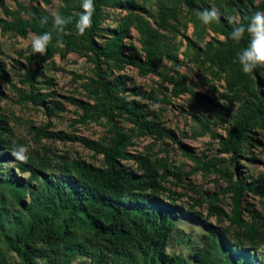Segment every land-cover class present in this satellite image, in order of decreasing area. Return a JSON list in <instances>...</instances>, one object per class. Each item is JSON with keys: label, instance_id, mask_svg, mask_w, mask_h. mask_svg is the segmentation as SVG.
I'll list each match as a JSON object with an SVG mask.
<instances>
[{"label": "trees", "instance_id": "1", "mask_svg": "<svg viewBox=\"0 0 264 264\" xmlns=\"http://www.w3.org/2000/svg\"><path fill=\"white\" fill-rule=\"evenodd\" d=\"M53 1L31 0L29 5L18 2V9L12 10L0 0L6 17L0 18V32L27 38L53 31L51 11L47 9ZM146 1L94 0L93 24L83 36L75 34L72 24L61 34L58 44L53 31L44 55L31 52L26 58L27 66L20 63L25 87L14 83L0 62V80L17 93L19 102L41 106L48 117L54 118L64 110L58 104L52 105L59 94L49 91L54 85L52 78L35 64H51L56 56L66 58L72 53L87 57L94 64L93 75L86 78L89 82L85 84L89 100L72 97L69 101L80 111L78 124L106 121L108 127L107 136L100 140L50 130L51 124L34 130L38 139L79 143L95 156L103 157L102 167L81 158L70 159L50 146L44 147L42 156L29 155L26 163H20L9 152L23 142L14 139L9 119L0 106V264H264V213L255 210L252 203L245 206L243 200L253 195L264 201V173L249 182L237 178L236 171L212 170V161L185 151L205 171L228 178L224 192L230 195L231 210L222 207L219 194L207 193L208 213L204 215L196 210V205L203 206L204 202L194 200L187 209L169 198L182 195L166 187L171 172L165 160L155 159L150 153L131 152L138 138L170 140L179 145L181 142L166 128L163 115L174 98L191 95L196 103L193 110L205 107L222 121L232 120L225 138L214 137L220 139L223 153L239 154L247 143L256 142L248 132L256 127L264 130V67L250 74L242 71L237 55L247 45L248 37L238 44L232 41V26L219 19L210 27L225 35L226 42L202 47L199 40L187 38V50L194 52L197 62L225 73L231 91L243 89L251 98L235 95L241 106L234 113L229 105L221 106L199 94L196 82L180 73L179 54L166 34L173 28L172 20L181 5L194 12L199 8L193 0H156L155 13L148 10ZM81 3L82 0H63L59 12L75 20L82 11ZM108 9L126 12L113 28L104 25ZM257 10H264V0L251 8L239 6V22L246 23ZM222 13L231 14L229 8H221ZM43 17H48L47 24H41ZM148 18L154 19L156 25ZM133 30L139 34L141 48L128 41ZM4 55L0 42V57ZM165 60L174 65L167 73L163 71ZM128 67L137 69L143 77L158 76L172 86L171 94L160 98L156 90L138 88L125 73ZM2 97L0 88V105ZM144 101L163 107L158 114L152 113ZM192 114L205 135L209 123L194 111ZM236 157L232 156L233 160ZM173 174L179 184L184 182L186 173L182 169L177 168ZM190 189L203 193L194 186ZM225 222L226 227L219 226ZM181 223L201 232L188 234L180 229ZM179 245L185 251H176Z\"/></svg>", "mask_w": 264, "mask_h": 264}, {"label": "rangeland", "instance_id": "2", "mask_svg": "<svg viewBox=\"0 0 264 264\" xmlns=\"http://www.w3.org/2000/svg\"><path fill=\"white\" fill-rule=\"evenodd\" d=\"M196 8L202 9L212 4L223 5L222 8H229L231 14L239 21V6L255 7L260 4L262 0H193ZM7 6L12 10H17V3L29 5L31 0H4ZM143 3V2H141ZM63 4V0H54L52 5L47 9L51 12L59 11ZM146 4L148 10L157 12V1L147 0ZM235 5V6H232ZM107 13L109 18L104 23L105 26L115 27L116 20H120L126 15V12L120 10L108 9ZM226 13H222L220 19L225 20ZM0 18H6L0 9ZM149 19V18H148ZM153 25L154 19H149ZM173 28L169 35L170 45L178 52L181 65L179 71L182 74L190 76L197 86L195 91L199 94L206 96L212 100L220 103L221 106L229 105L231 110L235 113L241 106V102L234 98L238 95L239 98H251L250 94L243 90L238 89L231 91L225 80V73L217 70L210 64L197 62L194 57V52L187 50V38L193 41L199 40V45L205 47L208 43L226 42V36L222 35L219 31L211 29V25L205 26L197 19V12L189 10L186 5H181L178 10L177 17L172 20ZM232 26V25H231ZM27 38L15 36L13 34H2L0 32V42L2 49L5 52L4 56L0 57V62L5 65L7 73L10 75L14 83L19 87H25L22 83L23 71L20 63L27 66V56L31 55V36ZM136 47L141 48L139 34L136 30L132 31L131 37L128 40ZM51 64H35L40 70H44L48 78H52L54 83L51 92H57L59 95L52 105H59L64 110L58 113L56 117L50 118L45 112V108L41 106H33L32 104H25L19 102L17 93L5 82L0 80V88L3 94L1 108L4 114L8 117L11 127L13 129L14 139L22 141L23 144L29 149L28 155L44 154V147H52L57 153L68 156L70 159L81 158L86 160L89 164L102 167L104 159L101 156H95L93 152L87 150L79 143H59L49 141L42 137H36L35 129H39L46 125H52L50 130L66 131L83 135L94 140H100L107 136L108 127L104 123L93 122L88 125L78 124V113L80 112L76 106L70 103L69 98H75L83 101H88L85 84L89 81L86 79L93 75L94 64L89 61L85 56L78 54H69L66 58L56 56ZM38 62V61H36ZM163 71L168 72L173 63L168 60L164 61ZM73 73L82 76L81 79L75 78ZM125 73L130 76L138 88L146 91L156 90V94L163 98L170 95L172 86L164 82L158 76L153 74L147 77L140 76L137 69L128 67ZM174 74V73H172ZM190 84V81H187ZM40 86V85H39ZM252 87V85H250ZM148 106V111L158 114L161 105L153 104L152 102L144 101ZM195 101L191 95H183L180 98H174L173 104L166 108L163 115V121L166 128L171 130L176 140L181 143L178 145L176 142L170 140L157 141L153 138H138L136 145L131 148L132 153H150L155 159L165 160L167 167L171 174L168 177L166 187L171 191L181 194L182 197H173L177 200L179 205L189 209L192 206V201L197 200L204 202L203 206H197L196 210L202 212L204 215L208 213L207 193L210 195L219 194L222 201V207L228 212L231 210L230 195L225 194V190L229 185L228 178L221 177L220 174L215 172H208L202 169L203 165L187 155L185 151L191 152L197 157L204 159L206 162H213L214 168L220 170H227L230 172L236 171V177L239 179L248 180L249 182L258 178L264 173V130L259 127L254 128L251 133H247L256 142L247 143L244 149L239 154H225L224 147L214 135L226 137L228 131L231 129L232 120L222 121L217 118L212 112L205 107H198L193 110ZM201 117L209 123L208 132L202 135V128L198 122L195 121L192 112ZM258 123V120H256ZM125 127L128 128V125ZM180 146L183 148L181 149ZM232 156H237L233 160ZM132 165V164H130ZM182 169L186 173L184 182L178 183L173 172ZM188 172H193L190 175ZM28 177V174L24 175ZM192 186L201 189L202 194H199L192 189ZM169 193H167L168 196ZM245 206L247 203H252L253 208L259 212L264 213V201L260 197H253L249 195L244 197ZM170 201V200H169ZM212 223L218 224L216 219H211ZM220 223V222H219ZM228 222L219 224L220 227H226ZM180 229L185 230L188 234L200 233L201 230L191 225L181 223ZM185 249L179 245L175 246V250ZM179 252V251H178ZM84 261H79L78 264H83Z\"/></svg>", "mask_w": 264, "mask_h": 264}, {"label": "clouds", "instance_id": "3", "mask_svg": "<svg viewBox=\"0 0 264 264\" xmlns=\"http://www.w3.org/2000/svg\"><path fill=\"white\" fill-rule=\"evenodd\" d=\"M223 5L212 4L208 7L197 10V19L205 26L211 25L219 21L221 16V8ZM82 11L78 18L74 20L71 15H62L59 11L50 13L52 17L53 31L57 34V43H60L61 34L65 29L74 24L75 34L83 36L86 31L92 27L93 14L95 11L94 0H82ZM225 20L232 25L230 39L237 44L240 43L245 36L248 37L247 45L240 50L237 55L241 69L245 74L253 73L255 70L264 67V10L253 12L246 23L237 21L234 17L225 15ZM48 17L41 19V24H47ZM53 31H47L40 35L33 34L31 36V48L34 55H44L47 51L49 43L53 39ZM29 149L23 145H14L9 154L14 161L26 163L29 159Z\"/></svg>", "mask_w": 264, "mask_h": 264}]
</instances>
